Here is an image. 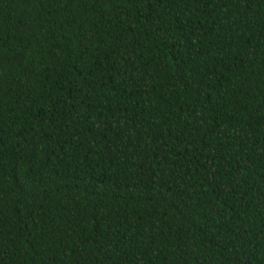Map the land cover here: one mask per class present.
<instances>
[{
	"label": "trees",
	"instance_id": "1",
	"mask_svg": "<svg viewBox=\"0 0 264 264\" xmlns=\"http://www.w3.org/2000/svg\"><path fill=\"white\" fill-rule=\"evenodd\" d=\"M0 264H264V0H0Z\"/></svg>",
	"mask_w": 264,
	"mask_h": 264
}]
</instances>
